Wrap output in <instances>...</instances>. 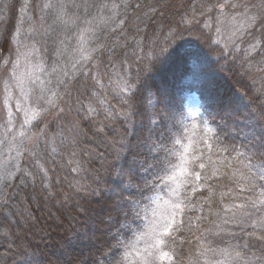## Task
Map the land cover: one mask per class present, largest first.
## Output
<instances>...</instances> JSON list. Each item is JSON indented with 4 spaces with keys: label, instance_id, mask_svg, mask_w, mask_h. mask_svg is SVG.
Returning a JSON list of instances; mask_svg holds the SVG:
<instances>
[{
    "label": "trees",
    "instance_id": "trees-1",
    "mask_svg": "<svg viewBox=\"0 0 264 264\" xmlns=\"http://www.w3.org/2000/svg\"><path fill=\"white\" fill-rule=\"evenodd\" d=\"M229 1L61 0L69 5H119L99 15L97 7H89L87 16L83 8L70 9L81 16V21L97 17L92 25L97 42L108 46L92 53V60L72 68L79 55L57 61L55 50L64 33L59 27L55 32L49 29L50 25L56 26L51 13L41 11L44 0H30L26 13L20 11L25 0H0V93L4 74L15 68L18 56L25 52L30 53L33 79L22 98L23 110H40L36 97L49 79L52 85L48 86L59 93V98L53 97L56 106L45 105L48 112L31 124L24 123L25 114L19 128L15 122H0V172L5 162L9 168L16 163L22 169L7 185L0 182V264H93L98 258L108 264L97 249L106 240L115 243L108 228L114 216L113 194L104 189L117 183L109 171L122 139L131 141L132 151L127 161H120L124 171L120 183L128 184V168L134 160L137 180L125 188V195L131 192L144 209L131 231L121 230L120 238L125 243L143 250L145 240L137 243V237L148 231L150 222L174 215L171 237H165L161 248V253L168 255H158L156 264H264V179L253 166L260 160L249 162L253 153L260 157L264 152V31L254 41H216L207 20L223 15ZM113 14L117 23L107 20ZM27 16L32 20L25 19V31L17 41L16 28ZM100 16L107 23L101 22ZM120 20L124 24L117 26ZM78 25L84 27L80 21ZM30 28L35 31L29 33ZM169 29L175 33L174 43L182 44L186 51L199 52L211 66L220 88L230 90L239 99L229 113L221 111L212 89L202 88L184 72L177 50L149 76L140 98L143 115L135 118V126L128 125L125 137L123 117L118 115L125 111L117 87L123 86L120 75L128 73L134 78L139 58L157 44L163 46ZM97 42L90 40L86 47L91 50ZM114 45L126 46L114 47V55L109 51ZM75 46L73 39L70 47ZM41 61L43 71L35 68ZM54 66L58 72L68 71L69 76H49ZM57 79L65 83L57 86ZM161 94L168 97L162 103L158 102ZM193 96L199 112L189 116L185 103ZM156 112L168 118L171 140H158L159 131L149 130L144 117ZM169 114L189 131L181 128L177 133L171 129ZM206 126L214 129L208 133L207 143L201 139ZM21 131L31 141L20 144L25 139L18 135ZM14 135L20 151L28 150L23 155L17 156L12 147ZM177 138L183 146L175 143ZM161 142L168 152L160 151ZM189 144L188 171L180 175V157ZM157 153L166 161V168L175 166V183L161 184L156 179L157 175H167L154 160ZM37 160L44 172L36 166ZM201 163L205 165L203 169L199 167ZM196 173H200L199 180L195 179ZM145 180L151 182L152 190L141 192L136 185L139 182L142 186ZM171 189H176L175 195ZM94 191L100 194L93 195ZM177 202H182V211L174 210ZM114 231L113 227L111 232ZM103 250L107 251V247ZM124 252L119 249L116 258ZM129 259L135 264L134 252Z\"/></svg>",
    "mask_w": 264,
    "mask_h": 264
},
{
    "label": "snow or ice",
    "instance_id": "snow-or-ice-1",
    "mask_svg": "<svg viewBox=\"0 0 264 264\" xmlns=\"http://www.w3.org/2000/svg\"><path fill=\"white\" fill-rule=\"evenodd\" d=\"M30 6V0H25V2L20 7V11L22 13H26ZM6 7L10 8L11 6ZM89 7H97V14L99 15V13L104 9L111 10V8H118L119 5L112 4L111 8L106 3L100 6L76 4L69 5L61 2V0H56V2H53V0H44V3H42L41 5V11L44 12L45 10H47L53 17V25H55L56 27L50 25L49 29L52 32H55L56 28L59 27L60 31L64 33L63 38L59 39L58 41L59 47L55 50L57 61L59 62L62 57H66L68 55H79V60H76L75 63H72V68H76L77 64H79L81 61L92 60V53L101 52L103 49L108 47L102 43L97 42L99 38L95 36L96 29L92 27L93 23L96 22L97 17H92L91 20L84 19L83 21H81V16L77 12L70 11V9L72 8H83V13L85 16H87L89 14ZM2 12L3 9L0 8V19H3ZM114 17L115 14H113V16L111 17H108L107 20H112L114 23H117ZM25 19L31 21L32 17L27 16L20 19V26L16 28L14 34V39H16L17 41H19V37L21 36L22 32L25 31L23 29ZM99 19L101 22L107 23V20H105L104 17L100 16ZM247 20L249 24H252L255 22L256 17L251 16L248 17ZM78 21L83 23L84 27H80L78 25ZM185 23L190 24L191 21L186 20ZM123 24L124 21L120 20L117 26ZM73 29H75V31H73ZM27 31L31 33L35 31V29L30 28ZM112 31H115V29H112ZM68 33L71 34L69 35ZM89 33L91 35H86ZM73 39H75L76 41V46L70 47L71 41ZM90 40L93 42H97L96 47L91 48V50L86 47ZM174 41L175 33L172 29H169L168 36L165 37V44L163 46L157 44L149 52H145L144 57L139 58V63L134 78L128 73L120 75V83H122L123 86L121 87L120 84H117V87L119 88V93L122 95L123 108L125 109V111L119 113L118 115H121L123 117V123L125 124V137L128 136V125L135 126V118H140L143 115L140 105V98L142 95V90L144 89L149 76H151L154 71H159L167 61L170 54L177 50L178 58L184 66V72L190 74L193 82H199L202 88L212 89L214 93V102L221 111L229 113L233 109V106L236 105L239 97L233 94L230 90L220 88L218 82L213 78L211 66L207 64V62L202 58L201 54L199 52L186 51L184 50V46L182 44H175ZM117 46L124 47L126 45H114L109 48V51H113L114 55V47ZM25 47H27V45H25ZM32 50H36L34 45ZM141 51H143V49H141ZM221 54L225 55L223 52ZM20 55H23L25 59H28L30 53H22ZM17 63H19V56L17 59ZM42 63L43 62L41 61L36 64L35 68L43 71V68L40 67ZM123 63H126V61H122V64ZM48 75H56L57 77L62 75L64 77H68L69 73L68 71H64L63 69H60V71L58 72L57 67L54 66L51 72L48 73ZM13 77L16 79L17 84L21 83L20 77L17 76L16 73H13ZM37 79H39V77H37ZM64 83L65 81L63 79H57V86ZM48 85H52L51 79L47 81L46 85L40 88L39 94L36 97V103L40 110L37 111L36 108H30L24 111L25 124H31L33 121H36L38 118H41L45 113H47L48 107H45V105L52 107L56 106V101L53 99V97L59 98V93L54 89V87H49ZM7 90L8 89L6 86L5 91L7 92ZM165 99H168V97L164 94H161L158 97V102L162 103ZM6 101L7 97L5 102ZM90 110L94 111L93 109ZM179 112L182 116L183 109H179ZM169 116L172 120L171 129L175 130L177 133L180 132L181 128H183L184 132L189 131L188 127L180 124V122L175 119L174 115L169 114ZM144 119L147 120L150 131H159V136L157 137L158 140L160 137H165L167 140L172 139L169 125L167 123L168 118H166L162 113L156 112L152 115L145 116ZM141 127H143V121H141ZM192 127L195 128L196 125H193ZM98 131L102 132L103 129L100 128L98 129ZM202 131L204 133L203 137L201 138L202 142L207 143L209 139L208 133L214 132V129L212 127L206 126L202 129ZM18 135L25 138L20 141V144H24L25 140L31 141V137H28L26 132L24 131L19 132ZM15 139L16 137L14 135L12 147L15 148L17 156L23 155L28 150L25 148L24 151L21 152L19 147L14 143ZM37 139H39V136H37ZM149 139H151V137H149ZM175 143L183 146L182 140L180 138L175 139ZM130 144V140L124 142V140L122 139L118 142L116 150V162L111 166V169L109 171V175L117 183L115 184V186L109 184L108 188L104 189V191H110L113 194L112 207L114 210V216L110 217L112 222L108 225V228L111 233V241H114L115 243H111L106 240L104 242V245H102L101 248H98L97 251L100 253V257L107 258L108 264H126V262L127 264H133V261L129 259L133 252L135 253L136 257L135 264H156L158 255L162 254L165 257L168 255L167 253H161V248L165 244V237H171L173 225L175 224L174 215L171 218L162 217L160 220L150 222L148 231L141 233L137 237V243L141 240H145V247L143 248V250L137 249L133 244L125 243L120 238L123 235V232L121 230L131 231L134 221L140 218L141 213L144 211V209H141L139 207L140 202L132 198L133 194L131 192L125 195V188L129 187L133 181L137 180L138 170H134V160L133 164L128 168V184L121 186L120 183L124 179V171L122 165L120 164V161L128 160V154L132 151ZM159 147L160 151H169L166 147H164L163 142L160 143ZM190 147L191 144L185 147L184 153L181 154V167L179 169L180 175H184L188 171L186 167V165L189 163L187 159V152ZM242 154L243 153H241V155ZM13 159L15 158L13 157ZM252 159L260 160L259 164L253 166L258 169L260 178L264 179V152L261 153L260 157H256V154L253 153V157L250 158L249 161L250 164L252 163ZM154 160L159 166L161 172H167L166 176L161 177L157 175L156 179L159 180L161 184H168L169 181L175 183L177 181V171L175 166L166 168V161L159 158V153H157V155L154 157ZM35 163L41 172L45 171L43 165L39 163V160H37ZM149 167H153V165H149ZM199 167L203 169L205 165L201 163L199 164ZM21 171L22 169L18 164L13 163L11 165V168H9L8 163L5 162L3 171L0 172V182H3L5 185H7L8 182L15 177L16 173ZM27 175L31 174L28 173ZM195 179H200V173L195 174ZM136 186L137 189L141 192H143L145 189L149 191L152 190L151 182L147 180H145L142 186L139 184V182H137ZM171 191L173 195L176 194V189H171ZM193 191H195V189H193ZM92 194L99 195L100 193L94 191ZM221 195H224V193H221ZM261 203L264 204V201H261ZM181 204L182 202H177L173 205V208L176 212L183 210ZM113 227L115 228V231L111 232V229ZM105 246L107 247V251L103 250ZM121 248L125 249V252L122 256H120L119 259H117L116 252ZM109 253H111V255H109ZM237 255H239V253H237ZM93 264H105V260L98 258L93 261Z\"/></svg>",
    "mask_w": 264,
    "mask_h": 264
},
{
    "label": "rangeland",
    "instance_id": "rangeland-1",
    "mask_svg": "<svg viewBox=\"0 0 264 264\" xmlns=\"http://www.w3.org/2000/svg\"><path fill=\"white\" fill-rule=\"evenodd\" d=\"M225 13L207 20L208 28L213 31L216 41H227L234 44L238 41L256 39L264 31V0H230L224 5ZM255 16L254 23L249 24L247 18ZM211 17V16H210ZM254 41V40H253ZM28 53V52H25ZM33 71L30 64V55L25 59L19 55V63L15 62V68L6 72L3 76L0 93V122L8 124L15 122L19 128L24 118L22 98L29 90ZM16 73L21 83L17 84L13 77ZM7 86V92L5 88ZM7 97V101L5 102ZM195 97L186 100V112L189 116H195L199 111ZM10 126L11 125H7ZM13 127V126H12Z\"/></svg>",
    "mask_w": 264,
    "mask_h": 264
}]
</instances>
